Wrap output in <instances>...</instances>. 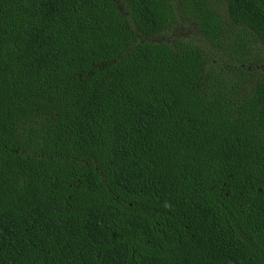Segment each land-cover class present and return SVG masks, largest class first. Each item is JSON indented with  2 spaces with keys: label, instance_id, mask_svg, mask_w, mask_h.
<instances>
[{
  "label": "trees",
  "instance_id": "trees-1",
  "mask_svg": "<svg viewBox=\"0 0 264 264\" xmlns=\"http://www.w3.org/2000/svg\"><path fill=\"white\" fill-rule=\"evenodd\" d=\"M0 264H264V0H0Z\"/></svg>",
  "mask_w": 264,
  "mask_h": 264
},
{
  "label": "rangeland",
  "instance_id": "rangeland-1",
  "mask_svg": "<svg viewBox=\"0 0 264 264\" xmlns=\"http://www.w3.org/2000/svg\"><path fill=\"white\" fill-rule=\"evenodd\" d=\"M193 34V33H195V30H194V28H190L189 30H188V34Z\"/></svg>",
  "mask_w": 264,
  "mask_h": 264
}]
</instances>
